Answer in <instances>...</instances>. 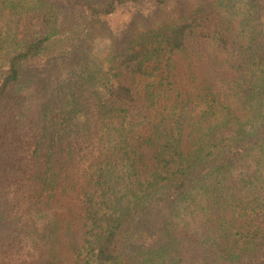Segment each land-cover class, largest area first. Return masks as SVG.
Wrapping results in <instances>:
<instances>
[{
  "label": "trees",
  "instance_id": "trees-1",
  "mask_svg": "<svg viewBox=\"0 0 264 264\" xmlns=\"http://www.w3.org/2000/svg\"><path fill=\"white\" fill-rule=\"evenodd\" d=\"M0 264H264V0H0Z\"/></svg>",
  "mask_w": 264,
  "mask_h": 264
},
{
  "label": "rangeland",
  "instance_id": "rangeland-1",
  "mask_svg": "<svg viewBox=\"0 0 264 264\" xmlns=\"http://www.w3.org/2000/svg\"><path fill=\"white\" fill-rule=\"evenodd\" d=\"M130 18L131 17L125 13L116 14L114 17L111 18L110 25L123 26L128 21H131ZM137 24L140 25L141 23H137ZM98 37L99 38L95 41V45H94V54H93L94 67L102 68L106 71L109 63V45L114 40L112 37L103 34Z\"/></svg>",
  "mask_w": 264,
  "mask_h": 264
}]
</instances>
